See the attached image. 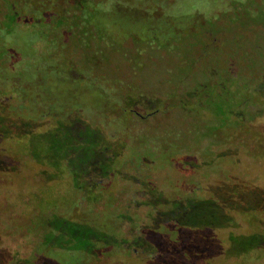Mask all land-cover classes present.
Masks as SVG:
<instances>
[{"label": "rangeland", "instance_id": "obj_1", "mask_svg": "<svg viewBox=\"0 0 264 264\" xmlns=\"http://www.w3.org/2000/svg\"><path fill=\"white\" fill-rule=\"evenodd\" d=\"M195 9L214 45L202 28L166 48L118 38L79 67L108 99L60 140L81 142L73 163L97 161L95 173L60 162L48 121L30 152L0 132V264H264V0H179L173 13ZM72 55L63 45L62 62ZM139 153L148 161L127 168Z\"/></svg>", "mask_w": 264, "mask_h": 264}, {"label": "trees", "instance_id": "obj_2", "mask_svg": "<svg viewBox=\"0 0 264 264\" xmlns=\"http://www.w3.org/2000/svg\"><path fill=\"white\" fill-rule=\"evenodd\" d=\"M14 1L4 6V15L0 11V132L7 138L16 132L28 152L29 140L39 123L48 121L50 135L54 130L55 135H74L79 126L74 121L80 112L87 111V102L98 103V95L104 101L108 99L96 85L87 82L84 72L79 73L80 66L96 67L98 54L106 57L108 50L118 46V38L126 39L120 47L131 40L156 41L159 44L155 47L166 48L178 40L179 18L173 13L178 0L174 4L169 0H32L28 6L24 5L28 0ZM20 25L24 28L21 38L17 30ZM42 44L38 51L37 46ZM63 45L73 53L65 63L61 57ZM11 60L17 61V69L12 68ZM102 110L113 113L107 106ZM87 126L93 128L91 124ZM122 127L128 128L129 122ZM79 143L67 138L61 152L68 156L64 162L59 155V160L78 175L79 167L87 174L94 173V160L84 164L87 169L78 161L73 163ZM136 160L135 165L127 162V168L132 165L139 169L148 161L147 155ZM118 222L117 219L115 223ZM100 227L105 230L103 225ZM120 232L118 229L116 235L120 236Z\"/></svg>", "mask_w": 264, "mask_h": 264}, {"label": "flooded vegetation", "instance_id": "obj_3", "mask_svg": "<svg viewBox=\"0 0 264 264\" xmlns=\"http://www.w3.org/2000/svg\"><path fill=\"white\" fill-rule=\"evenodd\" d=\"M179 1V0H178ZM218 14V13H217ZM239 16H244L246 17L245 13L243 11L239 12L238 13ZM178 24L180 25L179 26V29H178V40H180V37H185L188 33L192 36L193 34H195L196 30L199 29V28H202L205 33H204V36L205 38L207 39V43H206V46L208 45H214L216 43V37L218 36V34L216 32H212L209 27H207V24H206V19L204 17V15L202 14V12H200L199 10L195 9V11H191L189 13H184L182 15H179L178 14ZM186 33V34H185ZM217 35V36H216ZM197 41H194L192 42L193 45L196 44ZM157 44H159L158 42L156 41H153V42H150L148 43V45L150 46H157ZM222 94H225V93H222ZM221 92L220 94H218V98L222 95ZM205 92H202V91H197L195 93V96L198 100H200L199 102L202 104L203 101L205 100H208L210 102V97H208L206 94V98H205ZM205 98V99H204ZM208 102V103H209ZM135 111H133L134 113ZM136 113V112H135ZM159 113V109L149 113L147 116H141L140 114L136 113L138 116H141L140 118L142 119H147V118H151V117H155V115H157ZM85 123V122H84ZM79 125V124H78ZM81 127V126H79ZM52 132V131H51ZM52 134H54V140L57 141V144L59 145L57 148H62L63 147V143H61V140H60V135H55V130L52 132ZM225 146V144H224ZM61 163L63 164L64 162L61 161ZM148 163H153L151 161H149ZM96 165H98V162L96 161L95 162ZM66 165V163L64 164ZM68 168V167H67ZM96 168V167H95ZM94 168V173L95 171L97 170V168L95 169ZM93 174V173H91ZM178 206V205H177ZM170 215V213L168 214ZM72 243V241H63L61 243V245H56L54 244L53 247L55 248H58V250L60 251H69V249H67L68 245ZM93 248L94 245H92ZM80 250V249H79Z\"/></svg>", "mask_w": 264, "mask_h": 264}]
</instances>
